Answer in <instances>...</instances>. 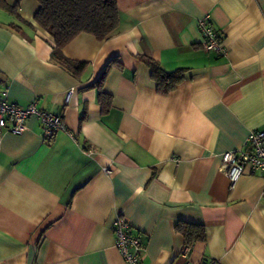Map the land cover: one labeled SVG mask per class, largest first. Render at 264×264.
Here are the masks:
<instances>
[{
  "label": "crops",
  "instance_id": "obj_1",
  "mask_svg": "<svg viewBox=\"0 0 264 264\" xmlns=\"http://www.w3.org/2000/svg\"><path fill=\"white\" fill-rule=\"evenodd\" d=\"M7 1L18 17L0 8V84L19 106L62 113L67 129L47 141L34 116L21 134L0 129V264H125L117 216L142 242L141 264H264V173L245 170L231 188L220 168L264 130V0H116L112 36L63 47L85 62L78 75L51 59L37 1ZM204 14L225 55L202 48ZM141 56L183 69L182 81L159 94ZM177 222L204 227L188 254Z\"/></svg>",
  "mask_w": 264,
  "mask_h": 264
},
{
  "label": "trees",
  "instance_id": "obj_2",
  "mask_svg": "<svg viewBox=\"0 0 264 264\" xmlns=\"http://www.w3.org/2000/svg\"><path fill=\"white\" fill-rule=\"evenodd\" d=\"M36 1L38 10L33 20L53 39L54 47L51 52V59L73 75L82 72L85 68V62L73 61L65 57L62 53L63 47L80 33L90 34L97 40L107 39L114 34L119 24V10L116 0ZM0 8L17 16L18 7L16 3L10 4L7 0H0ZM141 58L150 66L151 77L156 82V90L159 94L167 95L182 81L183 69L167 72L151 58L142 56ZM111 61H115L114 58ZM105 74L106 69L95 82L100 88L98 99L103 111H106L110 105V96L101 90ZM175 229L183 235L187 246L196 241H203L205 238L204 227L201 224L177 222Z\"/></svg>",
  "mask_w": 264,
  "mask_h": 264
},
{
  "label": "built area",
  "instance_id": "obj_3",
  "mask_svg": "<svg viewBox=\"0 0 264 264\" xmlns=\"http://www.w3.org/2000/svg\"><path fill=\"white\" fill-rule=\"evenodd\" d=\"M198 29L202 36V48L218 56L226 54V46L217 29L213 26L208 14L198 20ZM72 90L65 94L64 103H68ZM34 116L40 124L42 136L50 141L57 131H65L66 125L62 113H54L37 106L32 100L25 107L11 102L6 87L0 84V129L12 134H21L27 129L26 120ZM220 168L225 172L229 186L232 188L245 170L252 174L264 173V130H251L242 146L235 150L225 151L221 155ZM115 246L123 256L125 264H141L143 245L139 237L131 233L126 220L117 216L112 222ZM190 246L184 249L188 254ZM206 264H221L211 259Z\"/></svg>",
  "mask_w": 264,
  "mask_h": 264
}]
</instances>
